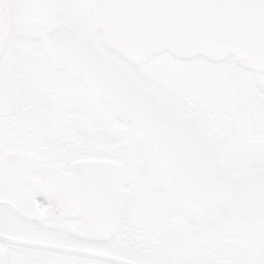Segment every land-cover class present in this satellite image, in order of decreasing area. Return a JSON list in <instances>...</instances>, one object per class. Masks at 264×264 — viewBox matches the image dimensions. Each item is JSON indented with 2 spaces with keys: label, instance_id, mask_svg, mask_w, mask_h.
I'll use <instances>...</instances> for the list:
<instances>
[{
  "label": "snow or ice",
  "instance_id": "snow-or-ice-1",
  "mask_svg": "<svg viewBox=\"0 0 264 264\" xmlns=\"http://www.w3.org/2000/svg\"><path fill=\"white\" fill-rule=\"evenodd\" d=\"M0 264H264V0H0Z\"/></svg>",
  "mask_w": 264,
  "mask_h": 264
}]
</instances>
